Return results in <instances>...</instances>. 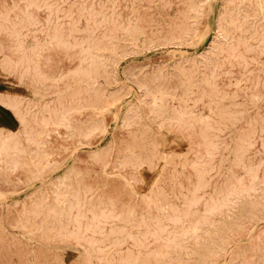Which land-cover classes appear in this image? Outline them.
Here are the masks:
<instances>
[{"label":"rangeland","instance_id":"rangeland-1","mask_svg":"<svg viewBox=\"0 0 264 264\" xmlns=\"http://www.w3.org/2000/svg\"><path fill=\"white\" fill-rule=\"evenodd\" d=\"M235 2L0 0V99L36 141L0 168L2 264H264V18Z\"/></svg>","mask_w":264,"mask_h":264},{"label":"bare ground","instance_id":"bare-ground-1","mask_svg":"<svg viewBox=\"0 0 264 264\" xmlns=\"http://www.w3.org/2000/svg\"><path fill=\"white\" fill-rule=\"evenodd\" d=\"M251 3H255L256 6V10L255 12L252 14L247 10V4L244 2V0H241V2H235L232 6V8H235V12L238 13L239 15H241V21H243L244 23H251L254 19H251L250 21V17L254 18L256 16L259 15V17L264 18V0H248ZM207 4V8H209L210 4ZM204 4H199V5H191L188 8L191 11H194L195 16L198 15V13L200 14L201 11L204 8ZM178 14L180 16H182L184 14L183 11L178 12ZM218 17V16H217ZM178 18V16H177ZM198 18V16H197ZM197 22V21H196ZM217 24V23H216ZM249 27H253V26H249ZM264 29V28H263ZM224 36H229V34L227 35V33L224 32ZM217 48V51L221 52L223 51L224 45H210L209 49L206 51V53H211L213 49ZM204 59H206L207 57H203ZM222 63V62H221ZM256 63V62H255ZM4 73V72H3ZM4 81V80H3ZM228 81V80H227ZM234 81V80H233ZM19 82V81H18ZM17 82V83H18ZM187 83H185V90L187 92H191L192 89V84L191 82L186 81ZM3 83V82H2ZM16 83V82H15ZM15 85V84H14ZM13 87V86H12ZM235 87V86H234ZM5 90V89H4ZM10 92V91H9ZM8 92V93H9ZM17 93V92H16ZM13 93V94H16ZM244 93V92H243ZM18 94V93H17ZM136 94V93H135ZM19 95V94H18ZM24 95V94H23ZM172 96L171 93H169L168 91L165 90H158L155 92H153V98H152V102L154 105H157L158 107L162 106V100L165 97H169ZM1 103L3 104L2 106H4V108H6L7 110H9L15 120L17 121L18 124L22 125V128H18V129H14L11 128L10 126H6L3 124H0V168H4V167H9L12 170H15L18 167H22L24 166L23 164H25V161H21L20 157L23 155V153H26V151H28V148L24 145V139L29 141L30 145H34L35 144V140L32 139L31 135L28 133V131L25 128V124L27 122V118L25 116V111L21 109L20 107V103L21 100H16L13 99L11 100L9 97L6 99H0ZM218 103V102H217ZM98 104V103H97ZM139 104V103H138ZM209 110V109H208ZM209 113V112H208ZM94 114V113H93ZM115 116V115H114ZM119 118V117H118ZM122 121L124 124L129 125L128 123V116L127 113H125L122 117ZM56 125H61L64 126L66 128H68L69 130H72L73 132L77 133L78 135H88L90 133V131L92 130L91 128H93L94 126H90L87 128H80V127H76V126H72L70 123L69 118L67 117H63L60 122L56 123ZM115 125V124H114ZM64 129V128H63ZM27 135V136H25ZM39 137V136H38ZM40 139V138H39ZM185 140V139H184ZM186 143V142H185ZM256 145V144H255ZM189 146V144H188ZM178 146H175V148ZM65 148V147H64ZM145 147H136V146H130L128 148V157L130 159H132L134 161V163L136 165H141L143 163H148L149 160L152 158L153 155L150 156L149 152L150 151H157L152 145L146 147L147 150L143 153L140 152L139 149H144ZM260 148V147H259ZM74 150V149H73ZM77 150V149H75ZM186 150V149H185ZM12 152L13 156L11 157L10 155H8V153ZM29 151H32V149H29ZM75 152V151H73ZM169 152V151H168ZM77 153V152H76ZM73 154V153H72ZM47 160V159H46ZM152 160V159H151ZM164 160V159H163ZM160 167V166H159ZM161 167H162V163H161ZM160 167V169H161ZM104 169V168H103ZM147 169V168H146ZM36 172H40L39 170H37ZM150 172V171H149ZM38 174V173H37ZM68 175L65 173L64 176H61L60 179H67ZM148 179V178H147ZM196 179V178H195ZM125 180V179H124ZM130 182V181H129ZM143 182V181H142ZM41 183V182H40ZM249 183V182H248ZM154 184V183H153ZM205 185H207L205 183ZM145 186V185H144ZM151 186V185H150ZM150 188V187H149ZM80 190V188H79ZM80 192H82L80 190ZM85 192V191H84ZM8 193V192H7ZM62 200L61 202L59 201L58 204L60 203H65L63 201H65V196L62 194L61 198L59 197L58 200ZM80 201V200H79ZM227 202V199H226ZM165 207H163L162 205L160 206L161 210H164ZM238 208V207H237ZM51 211L53 212H57L56 209L50 208ZM239 211H242L239 209ZM235 214L236 210H234ZM132 213H130L131 216ZM242 213H240L241 215ZM246 214V212H245ZM243 215V214H242ZM247 215V214H246ZM248 218V216H247ZM216 230V228L214 229ZM252 230V229H250ZM250 233V232H249ZM194 234V231L192 233V235ZM248 237V236H247ZM138 240V239H137ZM137 242H140L139 240ZM137 244V243H136ZM78 253V252H77ZM75 257V256H74ZM117 257V256H116ZM7 262V263H6ZM5 262V264H12V262H10L9 260H7ZM224 264V262H222ZM0 264L1 260H0Z\"/></svg>","mask_w":264,"mask_h":264}]
</instances>
